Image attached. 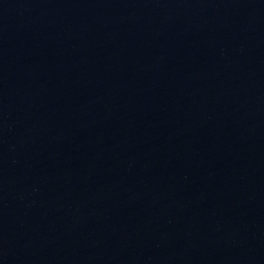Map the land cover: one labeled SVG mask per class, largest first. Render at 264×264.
Masks as SVG:
<instances>
[{
  "label": "water",
  "instance_id": "obj_1",
  "mask_svg": "<svg viewBox=\"0 0 264 264\" xmlns=\"http://www.w3.org/2000/svg\"><path fill=\"white\" fill-rule=\"evenodd\" d=\"M0 264H264V0H0Z\"/></svg>",
  "mask_w": 264,
  "mask_h": 264
}]
</instances>
